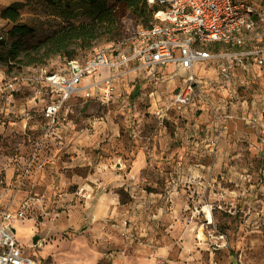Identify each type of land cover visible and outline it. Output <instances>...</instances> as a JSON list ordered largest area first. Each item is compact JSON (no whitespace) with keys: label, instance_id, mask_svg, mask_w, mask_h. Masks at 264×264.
I'll list each match as a JSON object with an SVG mask.
<instances>
[{"label":"rangeland","instance_id":"1","mask_svg":"<svg viewBox=\"0 0 264 264\" xmlns=\"http://www.w3.org/2000/svg\"><path fill=\"white\" fill-rule=\"evenodd\" d=\"M40 1L35 0L32 9L26 7L22 11L24 21L42 22L43 31L34 41L51 33ZM14 2L25 0H0V9ZM122 25L124 40L136 33L137 25L128 14ZM9 28L6 21L0 20V35L4 36ZM109 44L101 40L77 58L85 59ZM65 67L66 61L61 57L22 70L0 65V223L5 213L12 214L18 243L28 248L37 262L82 263L81 250L88 228L64 229L59 238L45 234L47 240H43L40 236L47 223H56L62 215L80 211L85 201L93 200L79 189L81 182L72 178L86 180L96 174L93 184L97 180H115L118 187L113 188V196L122 205L134 200L121 185L136 158L126 124H145L135 135L143 138L150 134L148 145L145 142L142 147L148 146L150 151L155 150L157 143L158 147L156 154H149L145 161L143 194L156 197L164 211L179 215L176 221L181 236L188 226L192 228L190 231L196 234L194 248L200 252L201 262L264 264V126L248 123L246 107L251 109L253 103L258 107L264 101V69L253 66L246 75L237 71L239 76L244 75V83L236 85L231 93L220 90L214 102L219 114L226 116V124H214L212 110L194 108L187 113L171 111L161 123L157 109H153L157 115L150 110L151 92L158 91L162 102L170 98L181 83V75L171 80L169 73L158 86L142 77L121 79L105 105L96 100L85 103L82 98L72 99L68 124L51 134L43 118V96L28 83V78L60 73ZM197 68L199 77L216 76L205 64ZM158 124H163L169 133L179 132L180 137L173 134V143L162 146L155 139L160 133ZM194 124H204V131L200 127L193 129ZM196 131H201L200 140L194 138L193 142L191 137L188 141L187 137ZM60 172L67 176L63 186H59ZM53 185L56 187L51 191ZM155 193L158 195L154 197ZM97 194L98 199L106 196L105 192L92 195ZM110 226L116 243L123 247L126 225L117 222L113 226L110 222ZM131 232L140 238L137 228ZM36 236L41 237L37 244L33 242ZM101 264L110 263L105 258Z\"/></svg>","mask_w":264,"mask_h":264},{"label":"built area","instance_id":"2","mask_svg":"<svg viewBox=\"0 0 264 264\" xmlns=\"http://www.w3.org/2000/svg\"><path fill=\"white\" fill-rule=\"evenodd\" d=\"M147 1L157 8L150 27H137L126 40L96 49L85 59L68 61L60 73L28 78L43 96L48 133L57 134L59 127L68 124L72 99L105 105L121 79L142 77L158 86L167 67H174L173 79L181 72V83L166 102L158 100V91L151 92L150 110L157 109L161 123L171 111L187 113L194 108L212 110L215 124H226V116L219 114L214 102L220 90L231 93L244 83V75L237 71L246 75L253 66L264 69V0ZM200 64L211 67L216 76L199 77ZM248 123H264V102L251 111ZM19 215L22 219L24 212ZM3 216L0 264H40L18 243L12 214Z\"/></svg>","mask_w":264,"mask_h":264},{"label":"crops","instance_id":"3","mask_svg":"<svg viewBox=\"0 0 264 264\" xmlns=\"http://www.w3.org/2000/svg\"><path fill=\"white\" fill-rule=\"evenodd\" d=\"M165 69L167 70L166 73L163 70L165 76L169 73L173 75L174 67ZM177 73L178 75L181 74V72ZM170 79L173 80L172 76ZM262 103L259 102L257 108H260ZM253 104L250 106L251 109L246 105L249 116L251 111L255 109ZM142 125L145 126V124H126L132 139L131 143L135 146L136 158L130 172L125 174L127 176L125 183L121 185L126 187L125 189L132 195L134 200L122 205L120 199L113 196V188L118 187V182L115 180H112V182L109 179L107 181L97 180L96 184H93L91 180L95 181L96 174L89 175L86 180L72 178L71 180L78 184L81 182L79 189L93 200L85 201L80 211H72L69 214L62 215L58 222L47 223V227L40 236L43 240H47L45 234H54L52 236L59 238L61 231L64 229L88 228L86 230L88 235L85 236V245L81 250V264H101L105 258L110 264H207L205 261L201 262V254L194 248L196 234L190 231L192 228L188 226L186 231L183 228L184 234L181 236V227L179 222L176 221L179 215L175 211L171 213L164 211L163 204L159 203L155 197L158 195L157 193L152 194L155 197L154 199L148 193L143 194L141 181L146 180L144 177L145 161L149 154H156L158 143L155 144V150L151 149L150 151L148 146L142 147L146 141H149L151 136L150 134L146 137L143 136V138L136 136V132ZM170 125L173 126V124ZM158 126L160 133L159 136L156 135L155 139H158L162 146L173 143L175 137H180L179 132L171 130L169 133L163 124H158ZM262 126H264V123ZM198 127L202 132L205 129L204 124H194L193 129ZM209 128L210 125H207L206 130ZM173 134L176 136L174 137ZM200 135L201 131H196L194 135L187 137L188 141L191 137L200 140ZM195 139L193 142H195ZM146 143L148 145V142ZM120 175L122 176V174ZM60 176L59 186H63L67 183V176L63 172H60ZM55 187L56 185L51 186V191ZM91 192H99V194L105 192L106 196L98 199V194L93 196ZM110 222L113 223V226L117 222L120 225L122 223L126 225L124 229L126 241L123 247L116 243V238L110 228ZM134 228L138 229L136 234L139 235V239L131 232ZM40 236L38 237L41 238Z\"/></svg>","mask_w":264,"mask_h":264},{"label":"trees","instance_id":"4","mask_svg":"<svg viewBox=\"0 0 264 264\" xmlns=\"http://www.w3.org/2000/svg\"><path fill=\"white\" fill-rule=\"evenodd\" d=\"M34 2H14L0 9V20L10 25L5 35H0V65L9 70L43 66L55 57L67 63L104 39L119 43L125 38V15L137 27L148 28L157 10L147 0H41L38 3L44 7L51 33L34 41L43 31L42 22L22 17V11L32 9Z\"/></svg>","mask_w":264,"mask_h":264},{"label":"water","instance_id":"5","mask_svg":"<svg viewBox=\"0 0 264 264\" xmlns=\"http://www.w3.org/2000/svg\"><path fill=\"white\" fill-rule=\"evenodd\" d=\"M38 240H39V237L37 236V237L34 238L33 241H34L35 244H37Z\"/></svg>","mask_w":264,"mask_h":264},{"label":"bare ground","instance_id":"6","mask_svg":"<svg viewBox=\"0 0 264 264\" xmlns=\"http://www.w3.org/2000/svg\"><path fill=\"white\" fill-rule=\"evenodd\" d=\"M207 216L208 218L211 220V214L209 213V211H207ZM202 237V236H201Z\"/></svg>","mask_w":264,"mask_h":264}]
</instances>
